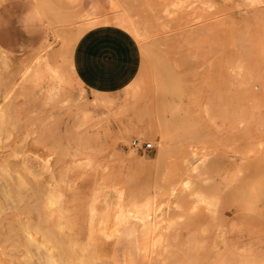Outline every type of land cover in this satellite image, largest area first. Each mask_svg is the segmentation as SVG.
Masks as SVG:
<instances>
[{"label": "rangeland", "instance_id": "374dc122", "mask_svg": "<svg viewBox=\"0 0 264 264\" xmlns=\"http://www.w3.org/2000/svg\"><path fill=\"white\" fill-rule=\"evenodd\" d=\"M33 1L43 40L0 50V264H264V0ZM100 22L140 50L111 94L73 71Z\"/></svg>", "mask_w": 264, "mask_h": 264}, {"label": "crops", "instance_id": "0c3cea01", "mask_svg": "<svg viewBox=\"0 0 264 264\" xmlns=\"http://www.w3.org/2000/svg\"><path fill=\"white\" fill-rule=\"evenodd\" d=\"M33 0H5L0 4V50L19 55L39 44L45 34L40 10ZM95 0H81V8L90 9ZM111 50L115 60L110 71L97 70V53ZM73 71L87 90L115 93L126 87L140 66V50L133 36L111 22L88 27L77 39L72 51Z\"/></svg>", "mask_w": 264, "mask_h": 264}, {"label": "snow or ice", "instance_id": "6c2138e0", "mask_svg": "<svg viewBox=\"0 0 264 264\" xmlns=\"http://www.w3.org/2000/svg\"><path fill=\"white\" fill-rule=\"evenodd\" d=\"M115 60L114 53L109 49H103L97 53L96 65L97 70L103 71H110L112 64Z\"/></svg>", "mask_w": 264, "mask_h": 264}, {"label": "built area", "instance_id": "2783aa9c", "mask_svg": "<svg viewBox=\"0 0 264 264\" xmlns=\"http://www.w3.org/2000/svg\"><path fill=\"white\" fill-rule=\"evenodd\" d=\"M135 146H137L138 149L140 150H150L153 148L152 144L147 142V143H142V144H138V143H135L134 144Z\"/></svg>", "mask_w": 264, "mask_h": 264}, {"label": "bare ground", "instance_id": "6f19581e", "mask_svg": "<svg viewBox=\"0 0 264 264\" xmlns=\"http://www.w3.org/2000/svg\"><path fill=\"white\" fill-rule=\"evenodd\" d=\"M0 4H1V2H0ZM34 4H35V3H34ZM92 26H93V25H92ZM90 27H91V26H90ZM82 33H84V32H82ZM82 33H81V34H82ZM81 34L79 35V37L81 36ZM79 37H78V38H79ZM6 61H7V60H6ZM8 62H9V61H8ZM3 63H4V62H3ZM5 63H6V62H5ZM12 63H13V62H12ZM7 65H8V63H7ZM9 65H10V64H9ZM11 65H13V64H11ZM11 65H10V66H11ZM7 67L10 68L9 66H7ZM157 142H158V141H157ZM162 142H163V141L160 140V144H158V145L160 146V147L158 146L159 149H160V151L162 150V146H163V143H162Z\"/></svg>", "mask_w": 264, "mask_h": 264}]
</instances>
